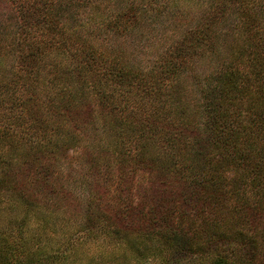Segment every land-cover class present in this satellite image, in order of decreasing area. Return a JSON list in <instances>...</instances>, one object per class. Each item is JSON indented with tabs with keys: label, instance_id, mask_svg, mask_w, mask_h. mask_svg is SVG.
Masks as SVG:
<instances>
[{
	"label": "trees",
	"instance_id": "obj_1",
	"mask_svg": "<svg viewBox=\"0 0 264 264\" xmlns=\"http://www.w3.org/2000/svg\"><path fill=\"white\" fill-rule=\"evenodd\" d=\"M93 242L264 264V0H0V264Z\"/></svg>",
	"mask_w": 264,
	"mask_h": 264
},
{
	"label": "rangeland",
	"instance_id": "obj_2",
	"mask_svg": "<svg viewBox=\"0 0 264 264\" xmlns=\"http://www.w3.org/2000/svg\"><path fill=\"white\" fill-rule=\"evenodd\" d=\"M31 249L29 252L31 253ZM111 252L119 255L124 252V248L115 247L104 244L103 242L86 243L83 249L76 252V259L66 258L59 264H109ZM153 262H150L152 264Z\"/></svg>",
	"mask_w": 264,
	"mask_h": 264
}]
</instances>
